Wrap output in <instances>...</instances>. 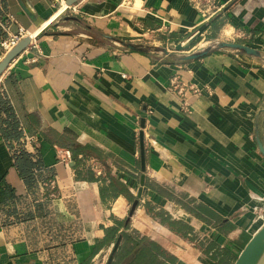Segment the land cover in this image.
Wrapping results in <instances>:
<instances>
[{
  "label": "crops",
  "instance_id": "obj_1",
  "mask_svg": "<svg viewBox=\"0 0 264 264\" xmlns=\"http://www.w3.org/2000/svg\"><path fill=\"white\" fill-rule=\"evenodd\" d=\"M199 1L0 0V43L31 38L0 77V264H107L120 238L119 264H234L263 225L264 0ZM223 42L260 56L185 60Z\"/></svg>",
  "mask_w": 264,
  "mask_h": 264
},
{
  "label": "water",
  "instance_id": "obj_2",
  "mask_svg": "<svg viewBox=\"0 0 264 264\" xmlns=\"http://www.w3.org/2000/svg\"><path fill=\"white\" fill-rule=\"evenodd\" d=\"M79 0H67L66 4L67 6L71 7L74 4H76ZM203 28L199 30V32H202ZM31 38L26 37L23 40H21L17 46H15L11 51H9L6 56L3 58V60L0 62V77L2 74L6 71L10 63L19 55L21 54L27 46L30 44ZM194 40L192 39L190 43H193ZM129 49L131 50H136L137 48L133 45H127ZM225 48H230L237 50L239 52H242L244 54L250 55V56H260L259 52L256 50L242 45V44H237V43H228V42H223L218 44L215 47H209L205 49H199L197 52L194 54L187 56L185 60H198L201 59L208 54H210L214 50H221ZM186 49V46H178L177 50L179 51H184ZM264 111V110H263ZM261 151L264 154V150L261 147ZM142 164H143V169L144 168V154H142ZM137 207V203L134 204L132 211H131V216L134 214L135 209ZM121 238L117 241L115 244L112 253L110 254L108 258L107 264H112L115 254L118 250V247L120 245ZM264 250V224L252 235L251 239L248 241V243L245 245V247L241 250L239 255L237 256L234 264H254L256 258L258 255Z\"/></svg>",
  "mask_w": 264,
  "mask_h": 264
},
{
  "label": "built area",
  "instance_id": "obj_3",
  "mask_svg": "<svg viewBox=\"0 0 264 264\" xmlns=\"http://www.w3.org/2000/svg\"><path fill=\"white\" fill-rule=\"evenodd\" d=\"M201 3V0L199 1ZM197 8H200V5H197ZM28 32L20 28L17 35L11 36L9 39L0 43V61L6 56V54L11 51L17 44L27 36ZM171 88L173 91L177 92L179 95L187 96L190 94H199V90L192 85H188L180 80L178 77L173 78L171 82ZM30 146L39 147V142L35 137L29 139ZM58 157L61 162L69 164L72 158L71 152L68 150H60ZM258 220L264 224V206L261 207Z\"/></svg>",
  "mask_w": 264,
  "mask_h": 264
},
{
  "label": "trees",
  "instance_id": "obj_4",
  "mask_svg": "<svg viewBox=\"0 0 264 264\" xmlns=\"http://www.w3.org/2000/svg\"><path fill=\"white\" fill-rule=\"evenodd\" d=\"M0 112L6 114V116H7L6 121L14 118L12 110L9 107L8 101L2 97H0ZM14 131L15 130L5 129V130H3V133L6 136L12 137L14 135ZM68 149L73 153L75 152L72 145L68 146ZM25 154L26 153L24 152L23 157H27ZM20 161L21 160H19V163H20ZM19 167L21 168L20 164H19ZM33 167H34V165L32 164V168ZM21 170H22V168H21ZM22 173L24 174V170H22ZM24 176L29 182L33 181V177L31 175L30 176L24 175ZM127 243L132 244L131 249H128V252H127L128 255H130V253L135 252L139 247H142V248L146 247L143 245V240H137V239L135 240V239L128 238ZM149 247H150V252H151L150 254L151 255L147 253L146 256L136 257L133 260V262L130 264H158L159 259L163 260V262L168 259L165 251L163 249L162 250L159 249L158 245L150 243ZM148 255H150V256H148ZM122 259L123 258L120 255L119 256L117 255V256H115L112 264H119V262Z\"/></svg>",
  "mask_w": 264,
  "mask_h": 264
},
{
  "label": "bare ground",
  "instance_id": "obj_5",
  "mask_svg": "<svg viewBox=\"0 0 264 264\" xmlns=\"http://www.w3.org/2000/svg\"><path fill=\"white\" fill-rule=\"evenodd\" d=\"M254 264H264V250L258 255Z\"/></svg>",
  "mask_w": 264,
  "mask_h": 264
}]
</instances>
